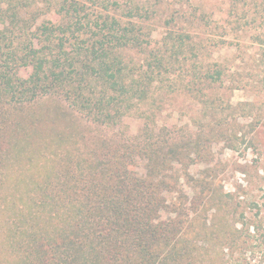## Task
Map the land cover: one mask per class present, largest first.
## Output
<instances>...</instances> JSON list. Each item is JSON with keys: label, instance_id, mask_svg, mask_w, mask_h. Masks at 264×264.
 Segmentation results:
<instances>
[{"label": "trees", "instance_id": "obj_1", "mask_svg": "<svg viewBox=\"0 0 264 264\" xmlns=\"http://www.w3.org/2000/svg\"><path fill=\"white\" fill-rule=\"evenodd\" d=\"M85 1H58L55 20L33 30L13 0L0 6V264H227L264 238V201L236 227L216 217L213 179L181 190L180 168L207 157L199 141L148 123L110 134L179 52L149 49L138 20L86 21ZM130 49L142 65L126 61Z\"/></svg>", "mask_w": 264, "mask_h": 264}, {"label": "rangeland", "instance_id": "obj_2", "mask_svg": "<svg viewBox=\"0 0 264 264\" xmlns=\"http://www.w3.org/2000/svg\"><path fill=\"white\" fill-rule=\"evenodd\" d=\"M58 1L13 0L21 10L19 24L33 30L56 18ZM83 8L90 23L112 17L123 23L138 20L149 49L179 52L171 55L173 65L162 70L147 102L110 134L140 135L148 123L150 128L165 127L179 139L197 140L207 157L180 168L181 190L190 197L193 178L213 179L217 185L212 201L225 205L216 217L227 216L236 227L243 219L252 222L251 202L264 201V0H88ZM129 8L141 19L128 18ZM3 26L0 21V30ZM166 36H181L184 43L171 49L163 44ZM124 57L136 68L144 55L130 49ZM206 75L216 80L205 81ZM138 170L143 172V164ZM257 238L248 240V251L237 250L223 260L264 264L262 233Z\"/></svg>", "mask_w": 264, "mask_h": 264}]
</instances>
